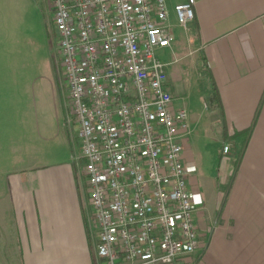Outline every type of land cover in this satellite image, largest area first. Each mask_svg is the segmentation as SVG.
Listing matches in <instances>:
<instances>
[{
    "label": "crops",
    "instance_id": "1",
    "mask_svg": "<svg viewBox=\"0 0 264 264\" xmlns=\"http://www.w3.org/2000/svg\"><path fill=\"white\" fill-rule=\"evenodd\" d=\"M184 1L166 0L173 40L159 56L168 64L175 108L188 113L183 156L196 167L189 182L199 202L201 244L176 264H264V0H196L187 29L175 13ZM182 60L185 65L173 70ZM184 70L205 78L209 87L212 141L196 138L201 117L193 120L196 109L181 90ZM66 118L63 111L57 138L40 137L48 147L30 140L0 153V260L104 264L95 251L88 188L73 160L75 134L71 140ZM9 122L13 129H32V119L5 117L0 130H8ZM43 128L48 136V126ZM200 179L206 190L198 189Z\"/></svg>",
    "mask_w": 264,
    "mask_h": 264
},
{
    "label": "built area",
    "instance_id": "2",
    "mask_svg": "<svg viewBox=\"0 0 264 264\" xmlns=\"http://www.w3.org/2000/svg\"><path fill=\"white\" fill-rule=\"evenodd\" d=\"M51 3L95 251L104 264H176L199 251L201 232L196 167L183 156L188 113L175 108L159 56L173 40L166 0ZM196 3L175 7L181 27Z\"/></svg>",
    "mask_w": 264,
    "mask_h": 264
},
{
    "label": "rangeland",
    "instance_id": "3",
    "mask_svg": "<svg viewBox=\"0 0 264 264\" xmlns=\"http://www.w3.org/2000/svg\"><path fill=\"white\" fill-rule=\"evenodd\" d=\"M51 5V0H0V122L3 124L5 117L8 121L32 119V129H13L14 125L9 122L8 130H0L2 155L19 149L30 140L48 147V143H41L40 137L57 138L63 111H67V93L62 84L64 75L57 55ZM184 65L182 60L172 69ZM180 77L181 90L196 109L193 120L197 122L201 117L196 138L201 143L212 141L213 127L206 101L209 87L205 78L188 70L185 74L181 71ZM18 110L24 112L22 116ZM25 111H29V115L26 116ZM43 126H48V136ZM70 133L72 140L75 129ZM202 182L200 179L198 189L206 190ZM213 189L216 190V184ZM1 262L16 264L17 261Z\"/></svg>",
    "mask_w": 264,
    "mask_h": 264
},
{
    "label": "trees",
    "instance_id": "4",
    "mask_svg": "<svg viewBox=\"0 0 264 264\" xmlns=\"http://www.w3.org/2000/svg\"><path fill=\"white\" fill-rule=\"evenodd\" d=\"M212 91H213V95H214V99L219 101V93H218V89L215 83L212 82Z\"/></svg>",
    "mask_w": 264,
    "mask_h": 264
}]
</instances>
